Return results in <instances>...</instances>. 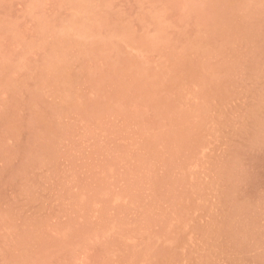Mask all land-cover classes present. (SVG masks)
Instances as JSON below:
<instances>
[{
	"label": "rangeland",
	"instance_id": "obj_1",
	"mask_svg": "<svg viewBox=\"0 0 264 264\" xmlns=\"http://www.w3.org/2000/svg\"><path fill=\"white\" fill-rule=\"evenodd\" d=\"M0 264H264V0H0Z\"/></svg>",
	"mask_w": 264,
	"mask_h": 264
}]
</instances>
